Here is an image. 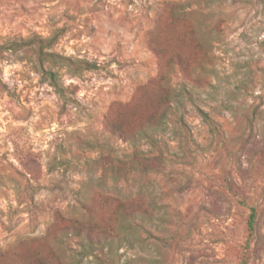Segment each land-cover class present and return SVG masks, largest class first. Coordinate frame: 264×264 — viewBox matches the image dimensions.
I'll use <instances>...</instances> for the list:
<instances>
[{
  "label": "rangeland",
  "instance_id": "rangeland-1",
  "mask_svg": "<svg viewBox=\"0 0 264 264\" xmlns=\"http://www.w3.org/2000/svg\"><path fill=\"white\" fill-rule=\"evenodd\" d=\"M0 264H264V0H0Z\"/></svg>",
  "mask_w": 264,
  "mask_h": 264
},
{
  "label": "trees",
  "instance_id": "trees-1",
  "mask_svg": "<svg viewBox=\"0 0 264 264\" xmlns=\"http://www.w3.org/2000/svg\"><path fill=\"white\" fill-rule=\"evenodd\" d=\"M38 43L40 44L38 52H39V54H41L42 53V48H43L42 43H44V41L41 40V41H38ZM47 73L50 75V78L52 80V85L55 86V83L53 81L54 75L51 72H47ZM203 116H204L205 119H207L206 114H203ZM147 129H150V128H147ZM146 132H148V131H145V133ZM252 217H253V213L251 214L250 221H249L250 226H252Z\"/></svg>",
  "mask_w": 264,
  "mask_h": 264
}]
</instances>
